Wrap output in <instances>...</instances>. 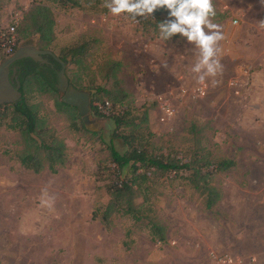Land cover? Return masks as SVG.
I'll return each instance as SVG.
<instances>
[{
	"label": "rangeland",
	"instance_id": "rangeland-1",
	"mask_svg": "<svg viewBox=\"0 0 264 264\" xmlns=\"http://www.w3.org/2000/svg\"><path fill=\"white\" fill-rule=\"evenodd\" d=\"M104 3L81 0L76 8L66 0H4L0 56L6 54L10 28L16 25L17 31L24 13L35 4L49 6L56 18L49 50L59 57L69 48L88 47L81 64L68 58V78L79 72L81 88L96 94L110 85L103 63L121 61V76L136 105L152 107L150 131L157 148L186 159L188 129L197 123L219 146L216 152L238 166L217 178L223 198L214 212L204 211L201 200L178 182L171 187L160 181L150 204L167 228L165 244L152 240L147 222L129 217L114 218L107 230L92 219L96 189L104 184L95 177L102 141L72 130L52 99L33 93L51 134L67 145L69 161L56 174L24 168L18 132L8 119L0 123V264H221V259L264 264V0H213L215 10L226 15L217 23L224 36L217 54L222 68L203 85L191 71L199 58L195 45L164 42L153 31L143 36L137 21L128 14L113 16ZM14 36L18 49L25 41L19 42L17 32ZM29 40L37 45L38 37ZM96 121L109 138L112 121ZM116 144L125 150L122 141Z\"/></svg>",
	"mask_w": 264,
	"mask_h": 264
},
{
	"label": "trees",
	"instance_id": "trees-1",
	"mask_svg": "<svg viewBox=\"0 0 264 264\" xmlns=\"http://www.w3.org/2000/svg\"><path fill=\"white\" fill-rule=\"evenodd\" d=\"M3 1L0 0V9ZM67 1L80 8L81 0ZM167 18L168 11L158 9L153 16L133 20L138 22L143 36L153 31L160 37L158 25L167 21ZM224 19L226 15L216 11L213 22L218 23ZM55 30L56 18L52 9L35 4L24 13L16 32L19 42L38 37V48L47 50L56 40ZM185 40L177 35L163 41ZM87 52V44L65 50L63 56H59L61 64L57 63L58 69L64 63L69 64V57L76 65L81 64ZM7 56V53L1 55L0 62ZM14 64L20 67L22 99L16 104L0 106V123L8 119V126L18 132L22 147L18 151V159L24 168L36 174L46 170L56 174L69 161L68 147L64 140L51 134L47 117L41 116L43 104L31 99L33 93L46 95L54 101L56 110L66 115L72 130L90 138L99 136L103 143L104 147L96 154L95 177L97 182L104 184L96 189L92 219L98 220L107 230L114 227V218L129 217L135 222H147L154 242L167 243V228L160 223L150 204L154 194L160 193L156 188L160 181H168L171 187L178 182L201 200L204 211H215L223 198L217 178L235 170L237 162L217 153L219 146L206 135V128L197 123H191L188 129L191 150L185 155L186 159L179 157V153H168L161 147L157 148L153 144L156 135L150 131L149 114L152 107L136 105L121 76V61L107 60L103 63L104 79L110 85L98 87L96 94L90 93L92 116L96 119H110L114 124L115 129L109 138L103 132L87 128L77 108L62 102L54 70L40 66L31 58L21 59ZM69 81L77 89L83 90L79 72ZM99 94L105 99L97 98ZM106 110L109 114H106ZM117 141H122L124 151L117 147ZM139 199H142L141 203H137Z\"/></svg>",
	"mask_w": 264,
	"mask_h": 264
},
{
	"label": "clouds",
	"instance_id": "clouds-1",
	"mask_svg": "<svg viewBox=\"0 0 264 264\" xmlns=\"http://www.w3.org/2000/svg\"><path fill=\"white\" fill-rule=\"evenodd\" d=\"M104 6L113 16L128 14L132 19L153 16L158 9H166L169 19L158 25L160 38L167 41L179 35L199 49V58L191 68L198 83L203 85L207 77H214L221 70L217 54L218 43L224 36L221 26L213 22V0H105ZM260 26L264 28V20ZM227 264L233 262L229 260Z\"/></svg>",
	"mask_w": 264,
	"mask_h": 264
},
{
	"label": "water",
	"instance_id": "water-1",
	"mask_svg": "<svg viewBox=\"0 0 264 264\" xmlns=\"http://www.w3.org/2000/svg\"><path fill=\"white\" fill-rule=\"evenodd\" d=\"M49 55L60 61L50 50H40L34 47L31 40L25 41L14 54L0 62V106L12 105L22 99L21 83L18 76L10 75V67L17 61L24 58H31L35 62L46 63L43 56ZM59 94L62 102L68 106L75 107L82 117L86 127L91 130H98L96 120H93L91 113V96L86 90H80L70 84L66 75V64H62V69L57 74Z\"/></svg>",
	"mask_w": 264,
	"mask_h": 264
},
{
	"label": "flooded vegetation",
	"instance_id": "flooded-vegetation-1",
	"mask_svg": "<svg viewBox=\"0 0 264 264\" xmlns=\"http://www.w3.org/2000/svg\"><path fill=\"white\" fill-rule=\"evenodd\" d=\"M35 47L38 48V46L36 44H34ZM40 49V48H38ZM40 50H45V49H40ZM49 50V49H47ZM55 54V53H54ZM43 58L46 60V63H41V62H37L40 66L46 67L50 70H54L56 72V74H58V72L62 69H58L57 67V63L61 64V61H57L56 59H54L53 57L49 56V55H45L43 56ZM59 59V57H57ZM60 60V59H59ZM20 67L16 66L15 64H13L10 67V75L11 76H20V72H19Z\"/></svg>",
	"mask_w": 264,
	"mask_h": 264
},
{
	"label": "built area",
	"instance_id": "built-area-1",
	"mask_svg": "<svg viewBox=\"0 0 264 264\" xmlns=\"http://www.w3.org/2000/svg\"><path fill=\"white\" fill-rule=\"evenodd\" d=\"M234 24H238V21L237 20H235L234 21ZM15 32H16V25H13L11 28H10V34L12 35V37H11V39L8 41V43L7 44H5L4 46H8L7 47V49H6V53L8 54V55H12V54H14V52H15V48H16V44H17V39L15 38ZM107 108H109V105H107ZM220 261H223L224 262V264H227V262L229 261V260H227V259H221Z\"/></svg>",
	"mask_w": 264,
	"mask_h": 264
}]
</instances>
